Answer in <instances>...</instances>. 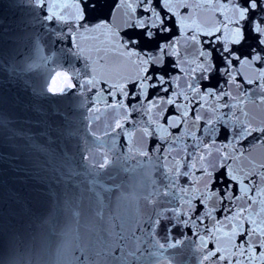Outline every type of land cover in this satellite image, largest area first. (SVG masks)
Masks as SVG:
<instances>
[{
    "label": "water",
    "instance_id": "obj_1",
    "mask_svg": "<svg viewBox=\"0 0 264 264\" xmlns=\"http://www.w3.org/2000/svg\"><path fill=\"white\" fill-rule=\"evenodd\" d=\"M84 2L0 0V264H215L205 260L211 244L229 258L238 254L237 232L246 226L240 210L264 225V133L253 131L264 127V104L246 103L248 115H240V92L254 86L238 75V89L224 72L204 79L200 45L184 33L213 31L224 22L218 8L229 21L242 11L215 0H163L173 11L191 5L189 16L176 20L184 72L179 88L171 86L185 99L173 94L178 114L169 115L168 94L153 96L147 42L139 25L129 27L137 0L115 7L114 0H95L87 9ZM222 39L227 44L241 33L229 24ZM253 47L249 38L241 52ZM166 60L164 71L174 76ZM241 71L259 75L249 65ZM53 77L63 93L34 94ZM204 85L232 96L213 100ZM190 106L200 119L188 115ZM166 116L171 127L161 122ZM220 163L230 169V184L232 177L244 181L231 204L209 191ZM218 187L228 190L222 180ZM198 198L204 208L195 215Z\"/></svg>",
    "mask_w": 264,
    "mask_h": 264
},
{
    "label": "snow or ice",
    "instance_id": "obj_2",
    "mask_svg": "<svg viewBox=\"0 0 264 264\" xmlns=\"http://www.w3.org/2000/svg\"><path fill=\"white\" fill-rule=\"evenodd\" d=\"M222 7L227 8L229 5L234 7L237 10L242 11L243 15L239 19L228 20L224 11L221 9H216L218 13L217 19L219 17H224V22L219 24L211 32L199 31L197 32L194 27H189L187 32L184 33V36L194 42L199 43L200 50L198 52V61L202 73H207L203 76L204 79H215V76H212V72H224L225 75L229 76L228 83L230 81L236 82V76H241L243 78L244 84L253 85L252 89H244L240 92L239 105H240V115L247 116V109L244 107L246 103H253L255 105L264 104V0H215ZM120 3V0H114L113 7L116 4ZM89 6L95 7V0H86L83 3V7L87 9ZM188 9L189 11H185ZM191 10V5L181 4L179 11H173L170 8H166L163 0H137L136 7L133 9V13H138L134 16V19L131 21L129 27L133 30L136 29L139 25L140 31L139 35L147 42L145 48L142 50L144 53L151 52L152 59L150 60L151 72L155 75L151 77L153 96H155L157 91H162L167 93L165 100L168 102V106L165 111L169 115H177L174 111L177 105L170 99V97L175 94L177 99L181 102L184 101L185 97L182 96L179 92L173 93L171 86L175 81L176 87L179 88V79L181 78L180 74L184 72V69L179 66V61L181 59V54L179 51V43L177 42L176 32L180 31V25L177 24V16L186 17L189 16ZM153 20L158 21L154 23ZM189 25L196 23L195 20H187ZM229 24L233 25L235 28L239 29L241 33V39L232 40L229 43L225 44L222 39L226 34V29ZM127 36V32L124 33ZM199 37V39H198ZM251 38L255 42V47L250 48L247 52H241V47L246 41ZM133 43L139 44L140 41H134ZM153 45V48H149L147 45ZM213 44L219 45L220 51H217L216 47H213ZM172 49L171 51L169 49ZM214 56V58H213ZM175 57V59H172ZM169 65H173L177 71L174 76H170L167 71H164L165 68V59ZM147 59V56H146ZM249 65L251 68L258 72L259 75L255 78H247L244 76L241 71L242 66ZM195 71V69H193ZM71 81V77H68ZM163 81L164 85L167 87H162L157 81ZM136 83L133 84V90H136ZM56 84V79L53 77L51 79L50 85H46L45 89L36 91L34 94L39 97H44L48 93L57 94L63 93L65 89L63 87L57 88L54 85ZM237 88L239 89L240 83H237ZM69 86H72L69 83ZM78 86V80H77ZM191 87V85H189ZM204 95L211 97L213 100H223L225 97H231L232 94L224 92L223 94L216 92L215 87L213 89H208L207 85H204ZM199 88L196 89L198 91ZM253 92L260 93L256 97L252 96ZM139 93L133 99H138ZM148 100V97L144 98ZM154 102V101H153ZM203 100H197L196 105L200 106L203 104ZM222 107L232 108L235 107L233 104H224ZM40 111L39 107L36 109ZM188 115H192L194 120L200 119V117L193 115L190 111ZM227 116L228 114H222ZM166 126L168 125V117L166 116L162 121ZM179 127V125H177ZM228 125L225 124L224 132V145L228 144V136L231 134L227 129ZM248 128H252L251 124L247 125ZM253 131H259L264 133V127L259 129H253ZM219 130H217V133ZM247 135H252V132H247ZM245 139L247 136L244 137ZM215 142V141H214ZM152 143L155 145L156 141L153 140ZM225 159H227V154L225 153ZM219 168L221 169L218 172V176L214 182V185L209 190L215 195L220 197L219 202L223 204L226 200L231 204L239 199L240 196V186L244 183L243 180L237 181L235 177L231 178V184L229 180L230 169L226 163H220ZM249 181V192L247 193L248 199L252 200V188L254 182L251 180V175L246 177ZM223 181V184L227 191H219V183ZM231 188H235L236 191L233 193ZM214 196H210L209 199H215ZM200 203V208L196 210L195 215H199V212L204 208L203 198H198ZM248 211H251V205L247 207ZM215 211H221L216 209ZM241 218L243 223L246 225L243 231L237 232L238 243L235 245V249H238V254H234L231 258L226 255H221L219 249L215 247L214 244L209 245L206 248L205 260L211 259L215 264H264V225L257 226L255 220H248L245 218V209L240 210ZM258 215V214H257ZM234 249V250H235Z\"/></svg>",
    "mask_w": 264,
    "mask_h": 264
}]
</instances>
